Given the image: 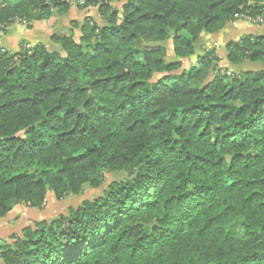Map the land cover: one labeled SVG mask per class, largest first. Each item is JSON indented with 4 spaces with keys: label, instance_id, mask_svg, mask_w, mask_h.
<instances>
[{
    "label": "trees",
    "instance_id": "1",
    "mask_svg": "<svg viewBox=\"0 0 264 264\" xmlns=\"http://www.w3.org/2000/svg\"><path fill=\"white\" fill-rule=\"evenodd\" d=\"M97 6L101 25L0 49V220L100 191L0 264H264V35L226 44L230 76L196 50L264 0H0V33Z\"/></svg>",
    "mask_w": 264,
    "mask_h": 264
},
{
    "label": "rangeland",
    "instance_id": "2",
    "mask_svg": "<svg viewBox=\"0 0 264 264\" xmlns=\"http://www.w3.org/2000/svg\"><path fill=\"white\" fill-rule=\"evenodd\" d=\"M75 1L77 2V0ZM114 5L115 7L120 8V4H114ZM98 7L99 6L85 10H78L77 8L73 7L72 10H70L65 16L59 18H52L49 21H45V22L43 21V23H37V24L34 23L35 25L33 24L34 26L32 25V27L29 29L26 28V26L21 25L22 33L21 32L18 33V31L12 32L9 36L11 38V41L8 43L12 45L14 44L13 43L14 41L15 42L14 45L19 44V49L22 43H27L29 46L33 47L37 44H43L42 43L43 40H47L48 35L52 33L61 34L67 32L69 28H72L70 26L72 21L77 22V24H82L86 18H91V19H95V21L98 22L100 18ZM98 23L101 25L100 22ZM74 33L76 35L75 36L76 38L79 35V32L78 30H75ZM204 37L205 36H202L199 39V41L196 43L197 54L202 55L203 52L206 50L215 49L216 54L220 59L216 68V71L218 73L226 71L225 72L226 76H230L233 73H236L237 71L241 70L239 68L236 69L235 67H230L228 65L226 61L227 53L225 51V46L227 43L226 44L221 43L223 45L218 46L216 48L215 44L213 43L215 42L219 43V41H214V42L207 41L205 40ZM23 45L25 46V44ZM46 45L47 46L51 45L50 39ZM171 47H172L171 41L167 42V48L169 51H171ZM168 60L177 61L176 58L172 56L171 52L169 53ZM193 66H196V57L187 58L182 61L183 69L189 70ZM253 67L254 66H251V69ZM242 69L245 68L242 67ZM256 69L264 70V66L256 65ZM217 72L211 73V76L216 75ZM99 194H100L99 190H86L81 196L78 197L68 196L62 201H56L53 195L51 193H48L46 197V203L41 209H29L24 206H19L13 209L7 215L6 217L7 219L3 220L4 223H1L0 238L2 239V241H8L12 234L19 232L23 227L30 226L34 222H38L41 220H50L60 215H66L68 209L76 208L83 201L92 199Z\"/></svg>",
    "mask_w": 264,
    "mask_h": 264
},
{
    "label": "crops",
    "instance_id": "3",
    "mask_svg": "<svg viewBox=\"0 0 264 264\" xmlns=\"http://www.w3.org/2000/svg\"><path fill=\"white\" fill-rule=\"evenodd\" d=\"M40 23H43V22H40ZM35 24H37V23H35ZM14 31H18V33L19 32L22 33L21 25L15 24V25H12V26L6 28L5 32H4L5 36L1 35L3 33L0 34V49L1 50H3V51H11V52H16V51L19 50V44L14 45L15 44L14 41H13L14 44H12V45L8 43V42L11 41V38L9 36ZM52 34L48 35L47 40H43L42 43L46 45ZM246 35H251V36L264 35V23L262 25H260V26H257V25H254V24L248 22V21L239 20V21H235V22L227 25V27L223 31L218 33V34H215V35H203V36H205L204 38L207 41H212V42L219 41V43H216V42L213 43V44H215V46L217 48L218 46H221L223 44L228 43L229 41H236V40H238L241 37L246 36ZM221 43H223V44H221ZM6 219L7 218H5L3 220H6ZM3 220H0V226H1V223H4ZM0 241H2L1 238H0Z\"/></svg>",
    "mask_w": 264,
    "mask_h": 264
},
{
    "label": "built area",
    "instance_id": "4",
    "mask_svg": "<svg viewBox=\"0 0 264 264\" xmlns=\"http://www.w3.org/2000/svg\"><path fill=\"white\" fill-rule=\"evenodd\" d=\"M239 20H245V21H248L254 25L258 24V25H262L263 24V20L257 18V19H254V20H251L249 19L248 17L246 16H239L236 18V21H239Z\"/></svg>",
    "mask_w": 264,
    "mask_h": 264
}]
</instances>
